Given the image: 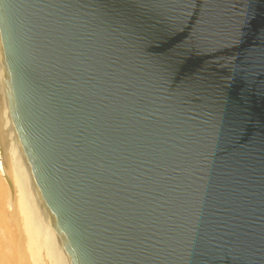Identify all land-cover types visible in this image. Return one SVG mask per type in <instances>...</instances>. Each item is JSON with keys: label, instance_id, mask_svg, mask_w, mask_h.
I'll use <instances>...</instances> for the list:
<instances>
[{"label": "water", "instance_id": "95a60500", "mask_svg": "<svg viewBox=\"0 0 264 264\" xmlns=\"http://www.w3.org/2000/svg\"><path fill=\"white\" fill-rule=\"evenodd\" d=\"M0 53L72 264H264V0H0Z\"/></svg>", "mask_w": 264, "mask_h": 264}, {"label": "bare ground", "instance_id": "6f19581e", "mask_svg": "<svg viewBox=\"0 0 264 264\" xmlns=\"http://www.w3.org/2000/svg\"><path fill=\"white\" fill-rule=\"evenodd\" d=\"M0 264H72L39 201L30 163L15 131L1 53Z\"/></svg>", "mask_w": 264, "mask_h": 264}, {"label": "rangeland", "instance_id": "374dc122", "mask_svg": "<svg viewBox=\"0 0 264 264\" xmlns=\"http://www.w3.org/2000/svg\"><path fill=\"white\" fill-rule=\"evenodd\" d=\"M4 150V148L2 147V151ZM4 152V151H3ZM3 154H5V153H3Z\"/></svg>", "mask_w": 264, "mask_h": 264}]
</instances>
